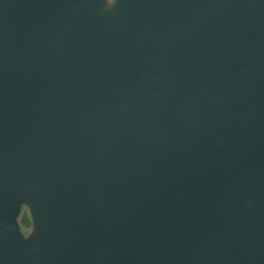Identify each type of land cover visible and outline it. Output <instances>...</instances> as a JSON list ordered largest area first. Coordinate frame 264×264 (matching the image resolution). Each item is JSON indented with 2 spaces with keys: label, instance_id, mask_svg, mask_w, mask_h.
Returning a JSON list of instances; mask_svg holds the SVG:
<instances>
[{
  "label": "water",
  "instance_id": "water-1",
  "mask_svg": "<svg viewBox=\"0 0 264 264\" xmlns=\"http://www.w3.org/2000/svg\"><path fill=\"white\" fill-rule=\"evenodd\" d=\"M0 264H264V0H0Z\"/></svg>",
  "mask_w": 264,
  "mask_h": 264
},
{
  "label": "rangeland",
  "instance_id": "rangeland-1",
  "mask_svg": "<svg viewBox=\"0 0 264 264\" xmlns=\"http://www.w3.org/2000/svg\"><path fill=\"white\" fill-rule=\"evenodd\" d=\"M105 1L107 3V6L109 5L111 6L114 4L116 0H105ZM17 223L23 237L28 236V234L32 230V223H31V216L27 206L22 205L20 213L17 217Z\"/></svg>",
  "mask_w": 264,
  "mask_h": 264
}]
</instances>
